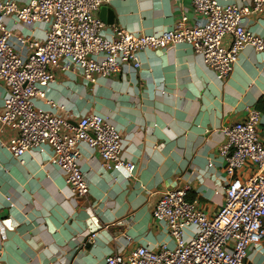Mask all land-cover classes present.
Here are the masks:
<instances>
[{"label": "crops", "instance_id": "crops-1", "mask_svg": "<svg viewBox=\"0 0 264 264\" xmlns=\"http://www.w3.org/2000/svg\"><path fill=\"white\" fill-rule=\"evenodd\" d=\"M182 12L192 24L190 0H107L95 15L109 37L115 26L162 32ZM3 21L16 34L44 36L43 22L25 25L7 16ZM248 26L263 33L264 11L250 14ZM230 39L225 35L223 44L228 46ZM138 55L139 68L124 64L108 77L96 75L95 82L85 81L77 69L54 68L55 80L44 87L45 96L34 99L37 108L64 116L71 124L90 113L105 116L121 134L124 158L136 165L132 174L122 171L114 180L97 152L81 143L79 162L88 191L75 196L62 170L50 161L49 146L29 150L18 162L6 148L16 130L0 128V264H102L117 250L126 254L140 245L156 248L161 243L171 247V236L152 218L161 194L187 187V199H197L200 209L214 214L228 181L220 155L223 128L257 108L264 143V57L252 46L240 50L224 79L185 44L147 48ZM5 93L0 80V105ZM236 174L248 178L251 170ZM87 231H96L90 247L83 242ZM261 246L249 252L246 264L264 257V240Z\"/></svg>", "mask_w": 264, "mask_h": 264}, {"label": "built area", "instance_id": "built-area-1", "mask_svg": "<svg viewBox=\"0 0 264 264\" xmlns=\"http://www.w3.org/2000/svg\"><path fill=\"white\" fill-rule=\"evenodd\" d=\"M107 0H0V80L5 96L0 105V128L16 130L6 144L11 156L22 162L26 152L47 145L50 161L60 168L72 194L85 196L88 184L79 162V144L97 152L105 170L132 174L135 163L123 156L119 130L105 116L90 113L76 124L51 111L36 107V96H45L44 87L54 82L53 69L79 70L83 79L108 77L122 65L140 67L139 51L165 50L179 44L199 54L205 65L221 79L226 78L240 50L250 45L264 57V32L248 26V16L264 11V0L246 4L218 0H190L192 24L188 15L171 28L158 33L131 32L114 27L103 34L102 21L95 12ZM29 25L43 22V38L16 34L3 18ZM230 35V44H223ZM52 106L56 104L49 101ZM59 109H64L59 106ZM261 112L250 108L247 117L222 130L220 147L228 177L224 200L214 214L200 209L197 199L188 200L187 187L165 190L152 210L154 222L165 228L173 240L169 247L137 246L124 254L114 251L102 264H246L249 252L261 250L264 238V143L258 134ZM251 170L248 178L236 174ZM89 239L96 231H87Z\"/></svg>", "mask_w": 264, "mask_h": 264}, {"label": "water", "instance_id": "water-1", "mask_svg": "<svg viewBox=\"0 0 264 264\" xmlns=\"http://www.w3.org/2000/svg\"><path fill=\"white\" fill-rule=\"evenodd\" d=\"M112 21V20H110ZM89 237H90V234H86L83 238V242L85 243L86 247H90L91 246V242L89 241Z\"/></svg>", "mask_w": 264, "mask_h": 264}, {"label": "rangeland", "instance_id": "rangeland-1", "mask_svg": "<svg viewBox=\"0 0 264 264\" xmlns=\"http://www.w3.org/2000/svg\"><path fill=\"white\" fill-rule=\"evenodd\" d=\"M263 240H264V238H263ZM255 260H256V263L264 264V257L263 256L262 257L256 256Z\"/></svg>", "mask_w": 264, "mask_h": 264}]
</instances>
